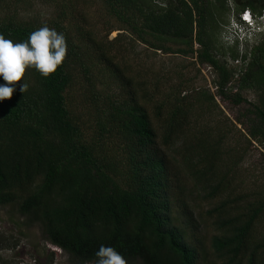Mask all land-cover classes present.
Returning a JSON list of instances; mask_svg holds the SVG:
<instances>
[{
  "label": "trees",
  "instance_id": "obj_1",
  "mask_svg": "<svg viewBox=\"0 0 264 264\" xmlns=\"http://www.w3.org/2000/svg\"><path fill=\"white\" fill-rule=\"evenodd\" d=\"M99 1L120 25L117 35L189 57L212 78L168 88L161 100L137 96L109 48H94L88 30L69 31L73 0H47L44 21L20 17L14 4L0 15L5 39L25 42L47 25L66 37L67 56L47 78L26 68L12 98L0 102V206L39 225L69 264H97L101 245L127 264H199L200 241L186 238L173 215L184 223L192 216L188 183L209 205L218 263L264 264V35L234 79L226 59L238 52L219 44L211 1ZM232 1L254 12L263 2ZM213 2L225 12L223 0ZM117 35L105 38L107 47Z\"/></svg>",
  "mask_w": 264,
  "mask_h": 264
},
{
  "label": "rangeland",
  "instance_id": "obj_2",
  "mask_svg": "<svg viewBox=\"0 0 264 264\" xmlns=\"http://www.w3.org/2000/svg\"><path fill=\"white\" fill-rule=\"evenodd\" d=\"M46 1L18 0L15 3L14 0L7 2L0 0V15L12 11L15 4V8L20 9V17H34L44 21L47 13L50 14L52 10V7L48 8ZM73 1L67 9L68 15L65 23L69 31L73 33L77 26L82 32L83 29L88 30L92 33L90 41L94 48H101V50L109 48V57L113 58L115 64L121 69H124L126 76L131 80L132 90L137 96H141L145 91L153 98L152 101L161 100V95L167 92L168 88L174 89L179 86L189 90L206 86L211 80V72L206 67L195 65L194 60L189 57L154 51L131 41L126 35H117L119 31L116 29L120 25L105 13L99 0ZM209 1L213 3L209 10L220 23L216 30L217 40L224 50H227L229 46L223 44L220 33L222 26L228 22L229 7L226 6L225 12L221 14L218 10V3H214V0ZM230 4L236 9L232 0ZM116 35V41L107 47L106 42L112 41ZM170 46L172 49L176 48ZM245 96L247 99L252 98L251 94ZM226 112H229L227 108ZM256 159L257 150H252L249 160L255 161ZM185 191L187 192L186 197L188 196L186 200L188 209L192 216L187 223H184L181 218L177 217L178 211L173 209V215L176 218L175 225L184 232L186 238L191 239L194 236L200 241L199 264H219L210 248V239L216 235L217 230L213 225V219L206 213L209 205L195 194L188 183ZM0 264L69 263L68 256L64 252L48 243L39 225L25 226L16 213L15 207L6 205L0 206Z\"/></svg>",
  "mask_w": 264,
  "mask_h": 264
},
{
  "label": "clouds",
  "instance_id": "obj_3",
  "mask_svg": "<svg viewBox=\"0 0 264 264\" xmlns=\"http://www.w3.org/2000/svg\"><path fill=\"white\" fill-rule=\"evenodd\" d=\"M241 20L247 27L237 23L235 17H232L228 34L225 36L228 42H232L236 36L241 40L252 39L256 32H264V16L259 17V21L254 20L251 10L245 9ZM66 56V37L47 25L33 31L27 41L21 43L14 44L0 34V78L5 82L0 84V102L12 98L17 90V82L22 80L26 68L33 67L42 77L47 78L57 71ZM27 88V84H19L21 93ZM95 255L98 258L97 264H127L114 247L101 245Z\"/></svg>",
  "mask_w": 264,
  "mask_h": 264
},
{
  "label": "built area",
  "instance_id": "obj_4",
  "mask_svg": "<svg viewBox=\"0 0 264 264\" xmlns=\"http://www.w3.org/2000/svg\"><path fill=\"white\" fill-rule=\"evenodd\" d=\"M227 3L229 7V18H228V22L224 26H222L220 37L224 45L229 46V47L234 46L238 52V56L236 58L226 59V66L234 69L233 78L237 79V77L243 72L246 61H247V59L243 60L242 56L246 55L248 57L251 48L258 43L259 39L264 35V32H256L253 35L252 39L244 38L243 40H241L239 36H236L234 37L232 42H228L225 39V36L228 34V29L230 27L232 17L233 16L235 17L237 23H240L242 25H245V27H247L245 22L241 20V14L244 12L245 9H249V8L237 10L233 6H231L230 0H228ZM251 12H252L253 19L259 21V17L264 16V0L262 2L261 7L257 11L254 12L251 10ZM206 68L209 70L208 67ZM229 85H231V83H229L228 86Z\"/></svg>",
  "mask_w": 264,
  "mask_h": 264
},
{
  "label": "flooded vegetation",
  "instance_id": "obj_5",
  "mask_svg": "<svg viewBox=\"0 0 264 264\" xmlns=\"http://www.w3.org/2000/svg\"><path fill=\"white\" fill-rule=\"evenodd\" d=\"M227 1H228V0H223L225 7H226V6L228 7V3H227Z\"/></svg>",
  "mask_w": 264,
  "mask_h": 264
}]
</instances>
